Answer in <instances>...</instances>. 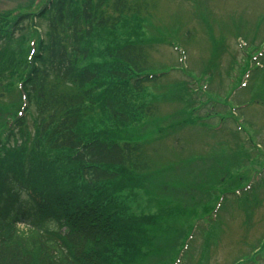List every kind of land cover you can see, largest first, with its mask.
I'll return each mask as SVG.
<instances>
[{"label":"trees","instance_id":"1","mask_svg":"<svg viewBox=\"0 0 264 264\" xmlns=\"http://www.w3.org/2000/svg\"><path fill=\"white\" fill-rule=\"evenodd\" d=\"M136 1L48 0L32 16L45 28L38 52L31 61L25 52L6 61L9 76L21 77L29 107L11 131H4L5 120L0 125V151L8 154L0 156V264H136L145 252L163 260L173 244L171 238L159 241L167 243L159 252L154 240L168 237L175 220L167 209L178 202L155 195L137 215L118 201L116 193L125 186L109 188L130 171L154 170L144 146L145 121L156 98L149 94L136 105L132 93H144L161 74L149 67L151 43H143L153 28L138 24L146 19ZM30 18L20 13L8 36L0 24V40L10 45ZM99 41L105 45L98 47ZM142 119L139 140L119 131ZM236 136L235 153L222 165L225 174L253 161ZM213 173L223 188L241 186L238 179H223L222 171ZM210 183L206 189L216 186ZM256 185L236 199L247 211L263 187ZM28 191L38 202L27 198Z\"/></svg>","mask_w":264,"mask_h":264},{"label":"rangeland","instance_id":"2","mask_svg":"<svg viewBox=\"0 0 264 264\" xmlns=\"http://www.w3.org/2000/svg\"><path fill=\"white\" fill-rule=\"evenodd\" d=\"M44 2L0 0L3 33L7 36L11 33L9 29L20 13L32 16ZM136 3L141 9L140 17L146 19L138 24L153 28L151 32L148 30L149 35L145 32L143 43L145 47L151 43L147 54L151 72H164L158 83L147 87L144 93H132L136 105L146 102L149 94L156 98L150 103L145 121L148 142L144 146L153 159L154 170L130 171L109 188L113 191L115 186H125L116 193L118 201L137 215L155 195L178 202L167 209L175 220L168 237L163 235L161 240H154L159 252L167 247L166 242L159 241L174 240L163 260L145 252L136 264H174L176 258L177 264L242 261L252 264L251 256L264 264V251L259 249L264 241V0H137ZM23 26V31L13 33L10 45L0 40V125L17 116L20 103L16 84L21 77L9 76L11 69H7L6 61L20 59L23 52L25 59L31 61L44 37L45 28L39 22L26 20ZM134 30L133 27L129 31ZM96 45L102 47L105 43L99 41ZM178 110L182 113L178 114ZM183 113H187V120L183 119ZM143 121L119 131L125 137L139 140ZM217 125L221 127L215 132L213 127ZM231 135H237V142L254 157L238 173L230 168L225 174L222 165L235 153ZM219 143L224 146H218ZM6 154L4 149L0 151V156ZM258 170L261 181L253 186L263 187L250 196L248 211L245 204L236 201L244 195L242 191L236 198L232 190L219 199V194L230 189L212 179L213 172L222 175V171L223 179H238L241 188L252 172ZM211 180L216 186L206 189ZM175 206L178 210L174 211ZM183 211L187 215L180 214ZM214 212L218 214L216 217ZM150 214H156V209ZM197 222V227H192ZM187 236L190 237L186 240Z\"/></svg>","mask_w":264,"mask_h":264}]
</instances>
